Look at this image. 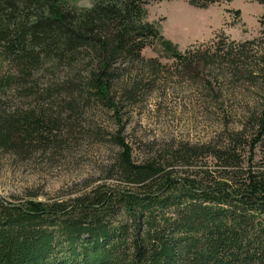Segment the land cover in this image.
Instances as JSON below:
<instances>
[{
	"label": "trees",
	"instance_id": "1",
	"mask_svg": "<svg viewBox=\"0 0 264 264\" xmlns=\"http://www.w3.org/2000/svg\"><path fill=\"white\" fill-rule=\"evenodd\" d=\"M62 1L0 0V55L15 73L7 79L31 97L25 77L43 60L89 57L95 63L84 85L67 80L45 93H67L76 114L83 110L72 102L92 100L117 111L109 91L115 63L141 62L151 35L170 44L139 18L151 0H94L81 11L64 9ZM259 20L264 31V11ZM133 90L122 93L131 97ZM37 109L30 100L0 109V148H29L55 136L50 128L58 119ZM112 140L119 149L107 175L135 187L101 184L75 205L53 201L51 209L41 201L0 207V264H264V169L244 166L235 143H177L136 161L118 130ZM178 164L196 166L200 179L174 175ZM113 212L128 216L113 222Z\"/></svg>",
	"mask_w": 264,
	"mask_h": 264
},
{
	"label": "rangeland",
	"instance_id": "2",
	"mask_svg": "<svg viewBox=\"0 0 264 264\" xmlns=\"http://www.w3.org/2000/svg\"><path fill=\"white\" fill-rule=\"evenodd\" d=\"M93 2L62 1L64 9L76 11ZM194 2L151 0L144 5L145 13L139 18L154 23L170 44L151 35L148 40L153 42L142 49L141 62L120 59L115 63L116 76L109 91L117 111L95 100L89 106L71 101L83 110L76 114L69 109L66 92V97L49 94L50 87L67 80L84 85L94 61L89 57L69 62L43 60L25 77L26 88L34 91L25 97L17 91L21 85L7 79L15 73L0 55V109L24 107L30 100L37 110L46 107L59 122L50 128L55 136L49 140L29 148H0L1 208L27 207L30 201H41L46 209L53 208V201L75 205L76 198L91 194L101 184L134 188L114 174L107 175L119 149L112 140L117 130L136 161L169 153L165 150L177 143L210 141L222 147L231 142L244 166L250 161L251 167L264 169V130L260 127L264 122V31L259 20L264 2ZM126 87L134 89L135 95L122 93ZM71 122L78 123L69 129ZM204 159L212 168L214 157ZM174 169L177 177L200 179L194 174L196 166L178 164ZM127 216L113 212L110 218L114 222Z\"/></svg>",
	"mask_w": 264,
	"mask_h": 264
}]
</instances>
